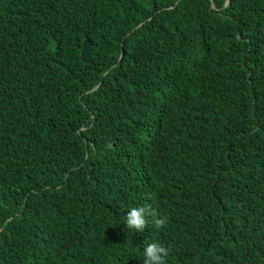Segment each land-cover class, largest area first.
Listing matches in <instances>:
<instances>
[{"label":"trees","instance_id":"16d2710c","mask_svg":"<svg viewBox=\"0 0 264 264\" xmlns=\"http://www.w3.org/2000/svg\"><path fill=\"white\" fill-rule=\"evenodd\" d=\"M223 3L0 0V264H264V0Z\"/></svg>","mask_w":264,"mask_h":264},{"label":"clouds","instance_id":"9594fccd","mask_svg":"<svg viewBox=\"0 0 264 264\" xmlns=\"http://www.w3.org/2000/svg\"><path fill=\"white\" fill-rule=\"evenodd\" d=\"M146 217H151L152 226L163 228L167 222V215H161L150 205L132 207L125 214L124 225L133 233H141L149 223ZM170 249L159 243H150L143 249L142 264H167Z\"/></svg>","mask_w":264,"mask_h":264},{"label":"water","instance_id":"95a60500","mask_svg":"<svg viewBox=\"0 0 264 264\" xmlns=\"http://www.w3.org/2000/svg\"><path fill=\"white\" fill-rule=\"evenodd\" d=\"M228 0H224V3H227ZM121 53V52H120ZM121 55H119L120 57ZM80 58L83 62H88L90 59V41L87 36H85L81 41L80 48Z\"/></svg>","mask_w":264,"mask_h":264}]
</instances>
